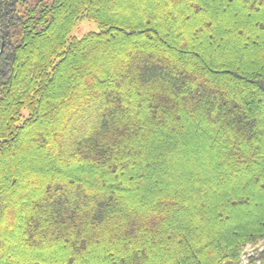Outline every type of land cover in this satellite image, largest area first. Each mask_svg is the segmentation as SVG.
<instances>
[{
    "label": "trees",
    "instance_id": "trees-1",
    "mask_svg": "<svg viewBox=\"0 0 264 264\" xmlns=\"http://www.w3.org/2000/svg\"><path fill=\"white\" fill-rule=\"evenodd\" d=\"M260 244L264 0H0V264Z\"/></svg>",
    "mask_w": 264,
    "mask_h": 264
},
{
    "label": "rangeland",
    "instance_id": "rangeland-1",
    "mask_svg": "<svg viewBox=\"0 0 264 264\" xmlns=\"http://www.w3.org/2000/svg\"><path fill=\"white\" fill-rule=\"evenodd\" d=\"M100 26L98 23L91 21V20H83L81 21L77 28L73 31L72 36L75 38H82L84 35L90 32H100ZM194 153L196 151H193ZM260 247H264V244H260ZM258 249V247L248 248L247 251L245 250V255L243 257L244 263L249 264V258L254 254V252Z\"/></svg>",
    "mask_w": 264,
    "mask_h": 264
}]
</instances>
